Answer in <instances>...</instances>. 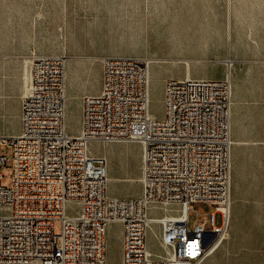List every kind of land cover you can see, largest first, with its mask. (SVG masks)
Segmentation results:
<instances>
[{"label": "built area", "instance_id": "built-area-1", "mask_svg": "<svg viewBox=\"0 0 264 264\" xmlns=\"http://www.w3.org/2000/svg\"><path fill=\"white\" fill-rule=\"evenodd\" d=\"M28 58L20 129L0 135L11 156L8 186L1 185L0 171V264H106L107 226L115 222L122 226L121 264H202L230 225L231 59L223 62L221 79H166L163 116L154 118L148 109L152 60L105 56L101 89L83 97L80 131L70 135L68 57L33 51ZM122 141L142 148L136 198L108 197L105 159L88 153L92 143ZM70 202L78 207L74 214L66 212ZM168 203L179 211L148 213L149 205ZM153 223L161 227L166 257L147 248Z\"/></svg>", "mask_w": 264, "mask_h": 264}, {"label": "rangeland", "instance_id": "rangeland-1", "mask_svg": "<svg viewBox=\"0 0 264 264\" xmlns=\"http://www.w3.org/2000/svg\"><path fill=\"white\" fill-rule=\"evenodd\" d=\"M176 33L183 35L177 47L172 42L165 47ZM33 51L63 54L73 65L66 105L70 135H77L81 127L84 91L75 77H88L86 91L97 94L105 56L152 60L148 109L154 118L163 116L166 77L201 78L208 65L212 68L208 77L221 79L226 73L221 65L230 58L231 225L216 264H264V0H0V94L6 108L0 102V135L19 130L20 98ZM75 58L87 61L85 68L75 65ZM88 153L106 161L108 196L142 194L139 144L92 143ZM0 155H6V165L0 167L5 176L1 185L8 186L9 148L0 145ZM167 207L176 211L179 204L152 205L149 214L163 215ZM201 208L210 211L206 205ZM77 210L74 202L67 204L68 214ZM215 222L219 223V214ZM157 227L153 223L148 229V248L154 256L166 257L169 251L159 242ZM53 232L60 233L59 221H54ZM118 234L117 225L107 226V264H120ZM149 241L160 250H152Z\"/></svg>", "mask_w": 264, "mask_h": 264}, {"label": "crops", "instance_id": "crops-1", "mask_svg": "<svg viewBox=\"0 0 264 264\" xmlns=\"http://www.w3.org/2000/svg\"><path fill=\"white\" fill-rule=\"evenodd\" d=\"M69 61L67 60V63H66V95H67V88H68V83H69V76L68 75H73V74H71V72H73V65H69V63H68ZM73 62V61H72ZM84 62H87V61H84V59H82V58H75L74 59V63H75V65H77V66H80V67H84L85 68V66H86V63H84ZM73 64V63H72ZM88 65V64H87ZM221 67L224 69V70H226L225 69V66H224V64L223 65H221ZM68 71H69V73H68ZM211 71H212V68L210 67V66H208V65H206L203 69H202V71H201V75L203 76V77H201V78H209L208 76L210 75V73H211ZM225 75V74H224ZM224 77V76H223ZM168 78H177V77H166L165 79H164V81L166 80V79H168ZM177 79H180V78H177ZM211 79H215V78H211ZM75 81H78V82H76V83H78V85L82 88V91H84L83 92V94H82V98H81V102H80V107H81V113H80V119H82V99H83V97L84 96H86V95H92V93L91 92H87L86 90H87V88L90 86L89 84H90V82H91V80H89V78L87 77V78H85V76L83 75V77L82 78H76L75 77V80H74V82ZM164 81H163V84H164ZM2 82H3V84L5 85V87H7L6 86V84H5V80H3L2 79ZM70 83H72V81L70 80ZM231 84H232V82H231ZM102 86V85H101ZM8 87H10V86H8ZM7 87V88H8ZM101 89V88H100ZM3 98H4V95L3 94H0V102H1V104H2V106H3ZM4 107V106H3ZM4 109L6 110V108L4 107ZM8 111V110H7ZM10 113V112H9ZM21 114V98H20V112H19V115ZM230 116H231V111H230ZM81 123V122H80ZM19 129H20V122H19ZM19 131V130H18ZM17 133V132H16ZM13 134H15V133H13ZM230 137H231V140H232V136H231V125H230ZM97 143H101V142H97ZM138 144V143H137ZM232 147V146H231ZM230 157H231V153H230ZM106 162V161H105ZM105 168H106V165H105ZM141 174H142V163H141ZM107 175V174H106ZM106 184H107V180H106ZM230 188H231V177H230ZM105 192H106V189H105ZM116 192H113L112 191V194H115ZM107 195V194H106ZM116 195V194H115ZM108 196V195H107ZM108 197H119V196H108ZM175 204H177V203H175ZM179 207H180V205H179ZM163 215H165V214H163ZM163 215H159V216H163ZM116 223V222H115ZM110 224H113V223H110ZM119 225H120V234H118V236H117V242L116 243H119V241H120V245H121V252H120V257H121V254H122V226H121V224L120 223H118ZM158 225V227H157V231H159L158 232V238H159V242L161 243V227H160V225L159 224H157ZM230 225H231V206H230ZM230 227V226H229ZM150 229V228H149ZM106 234H107V231H106ZM105 240H106V236H105ZM147 240H148V232H147ZM149 245H150V247H151V249L152 250H154V251H158V250H160V249H156L154 246H152V242H150L149 241ZM222 245V244H221ZM221 245L217 248V249H215L214 251H213V253L211 254V255H209L205 260H204V262L202 263V264H216V262H217V260H218V258H219V256H220V254L222 253V251H221ZM105 248H106V243H105ZM147 248H148V244H147ZM148 250H149V248H148ZM223 250V249H222ZM150 251V250H149ZM151 252V251H150ZM105 256H106V250H105ZM212 256V257H211ZM155 257H157V256H155ZM209 257H211L210 258V260L209 261H207V259L209 258ZM121 259V258H120ZM120 264H121V260H120ZM250 264V263H249Z\"/></svg>", "mask_w": 264, "mask_h": 264}, {"label": "bare ground", "instance_id": "bare-ground-1", "mask_svg": "<svg viewBox=\"0 0 264 264\" xmlns=\"http://www.w3.org/2000/svg\"><path fill=\"white\" fill-rule=\"evenodd\" d=\"M180 25V24H179ZM184 28V27H183ZM185 30V29H184ZM181 32V31H180ZM182 33V32H181ZM177 35L174 37V38H172L171 40H168V41H166L164 44H165V47L167 46V47H169V45L171 44V42L173 43V47H177V45H178V43H179V39H181L182 37H183V35L182 34H180V33H176ZM186 38V37H185ZM189 39V38H188ZM188 41L186 40V43H187ZM190 42V41H189ZM191 45V44H190ZM189 45V46H190ZM183 46V45H182ZM187 63V62H186ZM189 71H190V68H188V74H189ZM187 74V75H188ZM187 77V76H186ZM28 79H29V75L27 74V81H28ZM150 83H151V72H150V69H149V87H150ZM102 85V84H101ZM149 114L151 115V113H150V111H149ZM230 125H231V116H230ZM123 142H128V141H123ZM123 142H121V143H123ZM129 142H131V141H129ZM141 147V146H140ZM142 149V148H141ZM231 150H232V147H231ZM106 174H107V170H106ZM106 179H107V175H106ZM109 181L110 182H113L114 180H113V178L110 176L109 177ZM106 187H107V184H106ZM108 195V194H107ZM230 197H231V188H230ZM172 204H175V203H168V204H153V206L154 205H158V206H170V205H172ZM152 205H149L148 206V213H149V208L151 207ZM164 210L165 211H167V213H165L166 215H169L170 213H171V208L170 207H167V208H164ZM177 212L179 211V209H175ZM170 211V212H169ZM113 225H117L118 227H119V229H120V225L116 222V223H113ZM151 227V225L149 226V228ZM105 243H106V248H105V250L107 251V239L105 240ZM147 244H148V240H147ZM120 252H121V245H120ZM119 252V253H120ZM106 264H107V254H106ZM121 258V257H120ZM121 260V259H120Z\"/></svg>", "mask_w": 264, "mask_h": 264}]
</instances>
